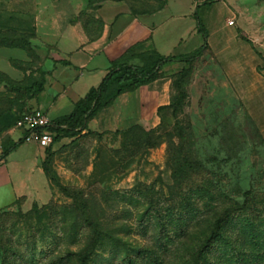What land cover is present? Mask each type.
Wrapping results in <instances>:
<instances>
[{
	"label": "rangeland",
	"instance_id": "374dc122",
	"mask_svg": "<svg viewBox=\"0 0 264 264\" xmlns=\"http://www.w3.org/2000/svg\"><path fill=\"white\" fill-rule=\"evenodd\" d=\"M82 2L0 0V47L33 59L11 60L23 81L40 57L35 12ZM195 3L176 8L200 15ZM212 20L232 33V57L183 62L168 79V106L131 107L128 117L103 109L89 132L54 144L38 209L0 210V264H81L98 238L88 264H264V0L213 1ZM241 36L251 42L238 45Z\"/></svg>",
	"mask_w": 264,
	"mask_h": 264
},
{
	"label": "crops",
	"instance_id": "0c3cea01",
	"mask_svg": "<svg viewBox=\"0 0 264 264\" xmlns=\"http://www.w3.org/2000/svg\"><path fill=\"white\" fill-rule=\"evenodd\" d=\"M89 1L83 0L72 8L35 12L34 27L41 45L37 50L40 57L33 55L37 63L27 72L30 79L23 81L25 73L11 63L12 59L33 60L27 51L0 47V108L6 107L7 101L12 108L0 114H21L40 108L51 120L68 115L91 88L101 83L112 62L131 47L140 44L137 52L157 50L163 55L180 56L190 55L200 48L205 39L199 31V19L207 30V55L213 53L217 58L229 60L231 52H236L231 49L229 40L232 33H223L218 23L211 21V1L203 5L200 15V9L195 6L187 12L179 10V6L176 8L181 0H130L95 6ZM241 40L244 39L238 37L235 42L241 46ZM237 56L244 57L240 52L233 55ZM182 63L165 64L161 78L123 93L104 109L105 112L120 107L128 117L131 107L144 113L145 108L157 111L168 106V79ZM42 79L44 87L38 94L26 88ZM99 119L95 117L93 124ZM5 124V120H0V128ZM22 136L23 131L14 126L0 131V197L11 195L9 200L1 202L0 210L30 208L50 193V179L42 166L46 156L44 147L34 141L24 142L2 157L4 148Z\"/></svg>",
	"mask_w": 264,
	"mask_h": 264
},
{
	"label": "trees",
	"instance_id": "16d2710c",
	"mask_svg": "<svg viewBox=\"0 0 264 264\" xmlns=\"http://www.w3.org/2000/svg\"><path fill=\"white\" fill-rule=\"evenodd\" d=\"M212 0L211 2H213ZM208 2H205L206 4ZM91 6H95L93 0L89 1ZM199 31L203 35L205 41L203 45L195 50L193 53L187 56L180 55H163L157 50H149L143 52H137L140 44L131 47L120 58L112 62L111 68L101 83L97 87H93L86 94L85 97L80 99L72 113L64 115L52 120V123L47 127L51 132L53 139L49 146L45 147L46 156L42 162L45 173L51 177V163L52 157L55 153L53 145L58 143L62 137H74L82 134L85 131L89 132V123L105 108L113 104L115 99L125 92L133 91L145 84L151 83L162 77V68L169 62L182 61L189 62L191 60L202 57L208 50L207 42V30L205 29L202 21L199 19ZM240 32V31H239ZM242 37V36H241ZM247 42H251L248 38L242 37ZM138 60L139 62H136ZM44 87V79L33 82L28 87L29 90H33L34 94H38ZM13 89H16L13 87ZM17 89H20L17 87ZM21 114L16 113H1L0 120L6 121V124L0 128V131L15 126L20 119ZM26 142L24 138H21L17 142H13L9 146L4 148L2 157H6L14 149ZM33 207L38 209L37 203ZM228 214L221 216L214 223V230L212 231V237L220 234V228L228 219ZM100 239H96L94 243L83 253L81 264H88L89 258L94 253L97 242ZM207 246V242L203 248ZM203 248L198 251L196 261L201 258Z\"/></svg>",
	"mask_w": 264,
	"mask_h": 264
},
{
	"label": "built area",
	"instance_id": "2783aa9c",
	"mask_svg": "<svg viewBox=\"0 0 264 264\" xmlns=\"http://www.w3.org/2000/svg\"><path fill=\"white\" fill-rule=\"evenodd\" d=\"M212 0H196V4H204ZM218 1V0H214ZM234 24V21H229ZM52 123L50 117L40 108L24 112L15 124V128L23 131L22 138L26 142H37L41 147H47L51 144L53 136L47 127Z\"/></svg>",
	"mask_w": 264,
	"mask_h": 264
}]
</instances>
